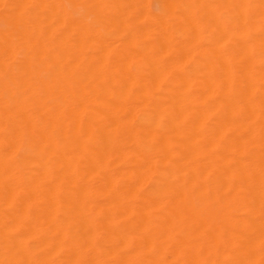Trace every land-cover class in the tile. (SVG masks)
<instances>
[{
	"label": "bare ground",
	"instance_id": "obj_1",
	"mask_svg": "<svg viewBox=\"0 0 264 264\" xmlns=\"http://www.w3.org/2000/svg\"><path fill=\"white\" fill-rule=\"evenodd\" d=\"M0 264H264V0H0Z\"/></svg>",
	"mask_w": 264,
	"mask_h": 264
}]
</instances>
